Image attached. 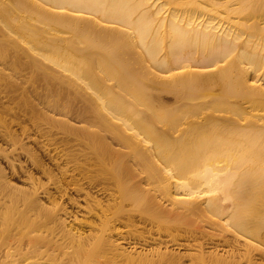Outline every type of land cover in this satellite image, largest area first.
Wrapping results in <instances>:
<instances>
[{
	"label": "bare ground",
	"instance_id": "1",
	"mask_svg": "<svg viewBox=\"0 0 264 264\" xmlns=\"http://www.w3.org/2000/svg\"><path fill=\"white\" fill-rule=\"evenodd\" d=\"M10 51L24 52L12 66L31 70V94L45 89L52 111L82 102V128L34 108L86 141L103 171L86 192L90 233L65 235L76 246L67 260L39 243L35 210L38 222L11 202L0 215V264H153L112 240L120 227L140 236L141 224L187 237L201 249L190 264H264V0H0L1 61ZM126 157L131 165L115 167ZM207 237L226 255L205 254ZM24 240L31 249L16 245ZM158 253L163 264L185 258Z\"/></svg>",
	"mask_w": 264,
	"mask_h": 264
},
{
	"label": "rangeland",
	"instance_id": "2",
	"mask_svg": "<svg viewBox=\"0 0 264 264\" xmlns=\"http://www.w3.org/2000/svg\"><path fill=\"white\" fill-rule=\"evenodd\" d=\"M199 16L201 15L199 14ZM204 18L207 19L206 16L202 15V19ZM221 25H224L223 22H221ZM11 53L14 55H10L9 57L12 58V56H15L13 57L14 59L10 58L13 62L10 61L9 57L6 61L3 59L5 62L1 61L2 59L0 58V70L4 71H0V186L7 185L1 186L0 188V193L2 194H0V204L2 205H0V215L5 213L1 212V210H7L8 207L5 208V206L10 205L9 203L11 202L12 205L9 207L11 208L10 211H18L15 210L17 209L16 207L20 208V211L21 208H24L25 211L30 210V212H24V209H22L23 211L20 212V214L23 212L26 213L29 218L31 217V210H35L33 213L36 214L32 215H38L39 223H42V227L45 225L41 232L37 233L40 234L38 236L41 240L39 243H41V245H51L52 248H55L57 260H64L65 258V260H67V258H69L68 254H73L76 251V246L68 242L65 235L69 233L75 238H79L88 234V232L90 233L88 223L93 221V219H90L88 214L84 213L86 212V192L90 189V185L92 187L97 184V182H94L96 177L102 178L101 174L103 170H100V165L102 166V164L98 165V162L94 163L96 159L92 156L94 155L93 149L91 148V150H87V147H84L85 144V146L89 145L86 141L84 142L83 140L81 145L78 144V140L79 142H82L80 136L79 138L78 136L75 137V134H68L66 129H62L61 124L49 123L48 121L50 120L40 119L38 117L40 114H43V112H46L49 117H54L60 120L62 119V121H67L74 127L82 128L88 125L83 122L84 117H81L80 114V111H84L82 102L79 103L77 100L74 101L77 104L73 105V108L76 109L72 110L75 111L73 112L70 110V113L67 112L65 115L58 114L59 112L57 113V111H52L53 108L46 105L48 104L46 103L48 102V99H46L48 96L45 97L44 95L45 89H43V93H40L41 97H44L45 99H42L40 95L37 96L35 93L31 94V92H35L34 86H32L30 82L27 83L29 81L28 75L32 74L29 72L31 70L28 71V69H26L24 71L16 72L15 66H12V64L15 65V58H25V54H23L24 52L13 51ZM24 60L27 59L25 58ZM49 65L51 67L50 63ZM11 67H13V70ZM1 76H3V78H1ZM8 76H10V78H8ZM11 83L13 85H11ZM40 86V88L38 87L39 89L37 93L41 92L44 85L40 84ZM24 97L25 99H23ZM26 98L30 103L26 102ZM27 104H33L34 106L30 105L31 108L30 106H26ZM34 107L37 109L38 113L40 111L38 116ZM76 111L79 113H76ZM87 119L90 120L91 117ZM6 133H8L7 136L5 135ZM108 136L109 138L107 141L111 143L114 142L111 135L108 134ZM77 137L78 139H76ZM95 138V142H99L97 136H95ZM15 140H17L16 144ZM115 143V147L120 148ZM96 145H99V143L93 144V146ZM84 150L86 153L82 152ZM81 153L85 154L87 158L83 157ZM91 158L92 161L94 160L93 162H90ZM84 160L87 161L85 162ZM113 161L114 160H112V163ZM121 162L123 163L116 161L114 163L115 167L124 166L122 164L127 165L129 163L127 157ZM110 165L112 164L110 163L109 166ZM9 184L13 186L9 187ZM8 187L14 188L9 189ZM98 190H100V187L93 189L95 192ZM15 194L23 195L22 197L25 195L29 196L33 203L28 206L24 198L22 199V197L18 195L14 196ZM11 195H13L14 198H17L15 199L16 202L11 198ZM23 202L25 203L22 206ZM11 206L14 209H12ZM45 209L52 210L54 214L50 220L46 219L47 217L40 216L41 213V215H44L43 213L46 212L44 211ZM10 211H7L8 215H12V213L9 214ZM15 214L21 218L19 212H15ZM15 214L13 216H15ZM22 215L24 216V214ZM38 217L32 216L30 221L38 222V219H36ZM12 218L17 217L15 216ZM2 223H4V221ZM143 225H139V228L141 229L139 231L142 232L140 236L136 235L135 228L133 227H120L119 231L121 230L122 232H120L122 234L114 235L112 238V240H115L116 244L123 249L126 254L134 257L138 262H143V260L148 259L152 261L151 263L153 264L154 262L157 264H163V262L157 260L158 252H162L173 255H183L185 258L181 260V263L190 264V257L186 256L196 254L197 252L199 253V250H201L192 246L193 243L186 240L187 237L182 236L181 239L173 240L162 227L155 226L154 229H151L153 227L148 226L147 228V225H145V227ZM2 226H4V224ZM37 226L40 225L37 224ZM1 228L3 229V227ZM34 228L32 229L34 231L33 235L36 236ZM32 230L30 229V232ZM184 235L186 236L187 234L184 233ZM95 237H89V245L95 243ZM27 239L29 238L27 237ZM200 241V243H204L203 251L205 254H211L214 252V254L222 256L226 255V248L223 249L221 246H218L217 242L211 240V238L207 237ZM23 242L25 243V246L24 244H19V242H17L16 245L19 247L22 245V248H25L24 250L26 251L31 247L29 244L30 242H28V240H24ZM14 245L10 244L9 246ZM17 250L20 249H16L15 246L14 251L11 250V254H14L15 252L14 255L18 256L20 252L17 253ZM5 251L6 250L0 252L1 261L2 259H5ZM45 259L44 261H46ZM47 263L50 264L48 261ZM149 263L150 262L148 261V264Z\"/></svg>",
	"mask_w": 264,
	"mask_h": 264
}]
</instances>
